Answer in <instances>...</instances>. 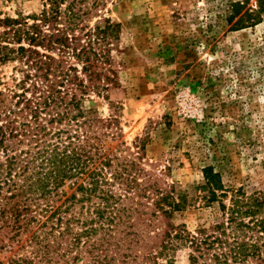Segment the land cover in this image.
<instances>
[{
	"label": "rangeland",
	"instance_id": "1",
	"mask_svg": "<svg viewBox=\"0 0 264 264\" xmlns=\"http://www.w3.org/2000/svg\"><path fill=\"white\" fill-rule=\"evenodd\" d=\"M44 1L0 0V20L39 15ZM86 1L84 9L90 10H85L81 27L91 34L98 26L115 28L99 39L76 33L83 45L94 43L100 53L97 65L108 77L101 79L99 89L93 88L99 82H92L82 106L99 119L98 134H104V150L116 158V169L129 165L126 177H134L140 185L130 194L123 191V184H115L114 190L129 197L125 204H139L137 208L148 214L132 230L126 225L114 229L109 254L115 255L117 264H149L144 256L153 243H160L167 226L184 225L195 235L226 219L218 203L208 204L203 198V169L212 167L220 175L228 191L227 207L237 191L264 194V16L257 25L232 31L228 23L232 4L246 0H103L98 7ZM255 1L250 0L249 6L255 8ZM3 30L0 27V33ZM52 55L57 59L59 53ZM69 61L89 85L82 65ZM23 63H0V92L21 93L17 85L29 71ZM72 93L81 97L78 91ZM70 125L71 131L76 130V122ZM75 182L67 181L52 198L54 206L76 194ZM157 191L173 192L178 201L186 195L187 203L172 218L157 213L149 220ZM98 202L94 198L91 203L65 204L63 215L69 225L0 223V264L34 256L41 244L57 249L50 255L52 264H92L89 245L101 240L103 231L91 237L86 233L98 227L89 222ZM126 231L140 236L131 253L125 246L133 237ZM125 254L132 256L126 259ZM187 255L184 248L170 253L171 264H189ZM170 258L163 256L158 262L167 264Z\"/></svg>",
	"mask_w": 264,
	"mask_h": 264
},
{
	"label": "trees",
	"instance_id": "2",
	"mask_svg": "<svg viewBox=\"0 0 264 264\" xmlns=\"http://www.w3.org/2000/svg\"><path fill=\"white\" fill-rule=\"evenodd\" d=\"M92 1L96 7L104 3L103 0ZM44 2L39 15L0 20V27L4 28L0 33V63L23 61L29 70L17 85L21 93L0 92V223L45 227L50 222L52 225H69L63 215L65 204L71 201L91 203L96 198L99 202L95 203L90 214L94 218L89 222L98 227L88 228L86 234L91 237L102 230L103 238L87 243L91 249L89 255L92 264H117L119 260L115 255L110 256L108 249L112 246L114 229L126 225L132 230L133 225L148 214L137 208L139 204L137 207L133 203L125 204L129 197L114 190L115 184H123L126 187L123 191L130 194L140 185L134 177H126L129 165L120 169L122 172L116 169V158L104 150V134H98L99 119L92 110L82 106L83 96L88 95L92 82H99V85H93L94 89H99L101 79L108 77L105 69L97 65L100 53L92 47L94 43L92 45L90 40L83 45L82 37L76 36L79 31L83 37L106 38L115 26H98L92 34L90 29L86 31L84 26L81 27L82 17L90 10L84 9L86 0ZM249 4L250 0L232 4L228 19L232 31L262 22L264 0H256L255 8ZM46 27L47 33L44 32ZM56 51L59 53L57 59L52 55ZM70 58L82 65V73L89 74V85L81 79L75 64H70ZM53 77L60 81L55 82ZM73 91L80 92L81 97ZM29 93L31 96L27 97ZM65 122L63 128L53 127L63 126ZM72 122L77 126L73 131ZM203 170V198L208 204L218 203L226 219L195 235L184 225L167 226L160 243L150 246L145 261L159 264V258H170V253L184 248L188 250L189 264H264V194L247 196L237 191L232 194L231 205L227 207L224 200L228 191L220 175L212 167ZM69 180H76V194L68 196L60 206H54L52 198L59 195V190ZM146 193L143 191L144 196ZM156 197L149 220L157 218V213L172 218L174 212L185 207L188 199L183 195L178 201L173 192L158 191ZM135 215H138L137 219ZM126 236L133 237L125 246L131 253L132 244H139L140 236L134 231L127 232ZM36 240L38 244L42 243L39 237ZM51 245L41 244L32 253L34 256H18L12 262L52 264L50 255L54 249ZM131 256L125 254L122 257L128 259ZM172 261L166 259L167 264Z\"/></svg>",
	"mask_w": 264,
	"mask_h": 264
}]
</instances>
